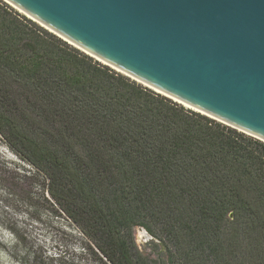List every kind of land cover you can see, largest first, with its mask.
<instances>
[{"label": "trees", "instance_id": "16d2710c", "mask_svg": "<svg viewBox=\"0 0 264 264\" xmlns=\"http://www.w3.org/2000/svg\"><path fill=\"white\" fill-rule=\"evenodd\" d=\"M0 1V133L110 264H264V141ZM141 227L158 256L134 245ZM155 251V248H154Z\"/></svg>", "mask_w": 264, "mask_h": 264}, {"label": "water", "instance_id": "95a60500", "mask_svg": "<svg viewBox=\"0 0 264 264\" xmlns=\"http://www.w3.org/2000/svg\"><path fill=\"white\" fill-rule=\"evenodd\" d=\"M71 45L264 141V0H4Z\"/></svg>", "mask_w": 264, "mask_h": 264}, {"label": "rangeland", "instance_id": "374dc122", "mask_svg": "<svg viewBox=\"0 0 264 264\" xmlns=\"http://www.w3.org/2000/svg\"><path fill=\"white\" fill-rule=\"evenodd\" d=\"M48 186L46 175L24 160L0 133V264H110L100 253L96 259L94 242L70 216L52 205ZM133 234L135 247L157 258L159 247L146 230L136 227Z\"/></svg>", "mask_w": 264, "mask_h": 264}, {"label": "bare ground", "instance_id": "6f19581e", "mask_svg": "<svg viewBox=\"0 0 264 264\" xmlns=\"http://www.w3.org/2000/svg\"><path fill=\"white\" fill-rule=\"evenodd\" d=\"M140 83V82H139ZM184 105V104H183ZM186 106V105H185ZM187 108H190V107H188V106H186ZM193 110V109H192Z\"/></svg>", "mask_w": 264, "mask_h": 264}]
</instances>
